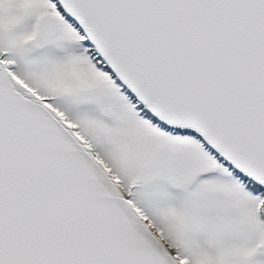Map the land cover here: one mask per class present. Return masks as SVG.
<instances>
[{
    "label": "snow or ice",
    "instance_id": "snow-or-ice-1",
    "mask_svg": "<svg viewBox=\"0 0 264 264\" xmlns=\"http://www.w3.org/2000/svg\"><path fill=\"white\" fill-rule=\"evenodd\" d=\"M0 264H264V0H0Z\"/></svg>",
    "mask_w": 264,
    "mask_h": 264
}]
</instances>
